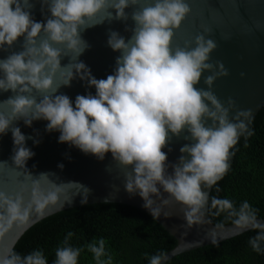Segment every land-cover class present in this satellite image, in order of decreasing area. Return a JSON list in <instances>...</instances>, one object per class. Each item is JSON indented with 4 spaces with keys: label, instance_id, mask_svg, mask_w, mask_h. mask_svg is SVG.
I'll use <instances>...</instances> for the list:
<instances>
[{
    "label": "clouds",
    "instance_id": "9594fccd",
    "mask_svg": "<svg viewBox=\"0 0 264 264\" xmlns=\"http://www.w3.org/2000/svg\"><path fill=\"white\" fill-rule=\"evenodd\" d=\"M44 2L50 15L41 23L31 17L30 0H0V48L11 47L18 37H24L22 51L0 59V91L14 93L0 102L10 109V115L0 113V134L11 128L13 162L24 168L34 155L25 147L26 137L20 128L11 127L13 121L22 118L26 126H31L33 120L43 119L48 122L46 131L60 133L58 142L69 143L99 160L111 153L114 161L130 167L125 190L129 194L138 193L143 207L155 219L161 216L162 207H153L152 196H158L162 189L185 206L184 218L189 226L202 223L201 209L208 203V193L202 186L208 189L223 178L230 166V149L241 134L252 135L245 123L251 110L237 111L230 120L228 111L234 102L229 99V108H225L211 92L214 80L228 74L222 63L217 62L213 71L214 65L207 62L216 43L197 35L194 47L173 49L170 45L174 29L189 13V6L185 0H150L132 11L134 26L127 40L116 31L109 32L107 45L120 53L112 74L97 79L83 62L76 63L79 78L94 87L95 94L77 95L73 102L67 95L55 93L61 85H69L74 72L70 71L67 79L52 89L61 55V49L52 45L63 44L78 57L88 47L80 37L81 31L106 19L127 20L125 9L141 4V0ZM101 11L106 13L102 20L86 23ZM41 32L46 39L37 46L36 37ZM206 70L212 72L204 78L208 90L195 87ZM34 91L43 94L39 102L32 95ZM209 120L211 124L207 123ZM185 129L190 134L185 139L193 142L180 147L182 155L168 174L167 153L162 149L171 136H179ZM85 202L86 196L81 203ZM167 203V199L161 201L162 205ZM211 206L217 208V214L227 211L236 217L237 226L259 229L249 244L254 251H261L264 223L257 220L247 201L237 209L229 199L214 197ZM8 210L10 223L20 215L19 206L10 204ZM3 219L0 216V221ZM72 235L67 233L63 246L56 249L53 264H78L82 249L68 243ZM105 246L104 238L87 245L96 264H111L112 257ZM162 260L163 254L153 255L149 264H162ZM0 264H48V261L36 249L23 257L12 253L0 258Z\"/></svg>",
    "mask_w": 264,
    "mask_h": 264
},
{
    "label": "water",
    "instance_id": "95a60500",
    "mask_svg": "<svg viewBox=\"0 0 264 264\" xmlns=\"http://www.w3.org/2000/svg\"><path fill=\"white\" fill-rule=\"evenodd\" d=\"M149 2L150 0H141V4L126 8L127 20L106 19L103 23L81 31L80 37L88 47L78 57L75 51L66 49L63 44L52 45L61 49L60 68L53 75L52 89H56L67 79L70 71L74 72L69 85H61L55 94L67 95L73 102L77 95H94L95 88L89 87L86 80L79 78L80 69L76 67V63L83 62L97 79H104L112 74L116 57L120 53L107 45L109 32L116 31L127 40L134 26L132 11ZM185 2L190 11L179 27L174 29L170 46L173 49L186 45L194 47L197 35H204L206 39H212L216 43V48L209 54L207 62L214 65L213 71L216 70L217 62L222 63L228 74L214 80L211 92L225 108H229V99L234 102L228 111L230 120L237 111L250 109L251 116L245 121L248 127L264 105V0ZM30 3L31 17L34 21L43 23L50 15L47 4L44 0H30ZM105 15L106 13L101 11L86 23L98 22ZM43 39L46 37L41 32L36 37L37 46ZM23 44L24 37L21 36L11 47L0 48V59L13 52L22 51ZM211 74V71H204L195 87L208 90L204 78ZM13 95L10 90L0 91V102ZM32 95L39 102L43 94L34 91ZM0 113L10 115L6 103H0ZM47 123L46 120L38 119L33 120L31 126H26L22 118L13 121L11 127L20 128L26 137L25 147L34 153L26 161L24 168L12 160L14 146L11 128L5 134H0V216L4 217L0 221V258L9 256L20 237L35 223L66 209L109 202L131 205L152 216L148 209L143 207L144 201L138 193L129 194L125 190V177L130 173V167H124L114 161L111 153H106L104 159L99 160L69 143L58 142L60 133L46 131ZM207 123L212 122L209 120ZM186 136H190L186 129L179 136H171L162 149L167 153L165 163L168 165V174L172 172L171 165L177 163L182 155L180 147L193 142L191 139H185ZM242 136L243 134L237 144ZM212 187L205 189L202 186V190L208 193V203L201 209L203 222L191 226L184 218V212L187 210L185 206L173 200L162 189L158 196H152L155 201L153 207H162L161 216L153 218L176 239V245L163 255L162 264L185 252L217 244L254 230L237 226L235 223L216 225L210 220L208 210ZM85 189L88 190L87 193ZM85 196L86 202L81 203ZM164 199L168 200L166 205L161 204ZM10 204L19 206L20 215L9 223ZM257 220L264 223V218Z\"/></svg>",
    "mask_w": 264,
    "mask_h": 264
},
{
    "label": "trees",
    "instance_id": "16d2710c",
    "mask_svg": "<svg viewBox=\"0 0 264 264\" xmlns=\"http://www.w3.org/2000/svg\"><path fill=\"white\" fill-rule=\"evenodd\" d=\"M230 151L227 173L213 185L209 196V216L216 225L232 224L236 217L227 211L217 214L212 198L229 199L237 209L247 201L257 218H264V105ZM259 229L180 254L166 264H264V241L256 252L249 244ZM68 243L81 248L78 264H96L87 250L91 242L104 238L111 264H149L153 255L165 254L176 245V239L152 216L131 205L96 203L74 207L50 215L31 226L20 237L12 253L22 257L39 249L53 264L55 252ZM107 259V257H102Z\"/></svg>",
    "mask_w": 264,
    "mask_h": 264
}]
</instances>
